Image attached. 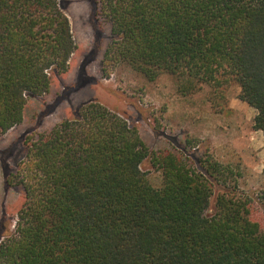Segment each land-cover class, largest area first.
Returning a JSON list of instances; mask_svg holds the SVG:
<instances>
[{
    "label": "trees",
    "instance_id": "1",
    "mask_svg": "<svg viewBox=\"0 0 264 264\" xmlns=\"http://www.w3.org/2000/svg\"><path fill=\"white\" fill-rule=\"evenodd\" d=\"M60 1L0 0L1 133L69 68L77 44ZM101 10L112 30L105 56L150 80L172 74L183 93L234 81L264 135V0H102ZM149 157L160 187L142 169ZM23 163L25 201L0 264H264L251 199L222 193L206 213L227 167L205 158L207 175L181 151H151L100 102L30 137Z\"/></svg>",
    "mask_w": 264,
    "mask_h": 264
},
{
    "label": "rangeland",
    "instance_id": "2",
    "mask_svg": "<svg viewBox=\"0 0 264 264\" xmlns=\"http://www.w3.org/2000/svg\"><path fill=\"white\" fill-rule=\"evenodd\" d=\"M60 2L77 48L68 70L53 76L49 91L28 97L23 121L0 132V242L15 232L25 201L21 180L29 138L75 117L90 102H100L136 125L151 151H181L202 171L205 158L219 161L228 171L218 181L213 178L206 213L216 212L222 193L249 198L251 218L264 231V135L253 128L256 110L239 98L241 87L234 81L203 84L183 93L172 74L150 80L129 61L105 56L112 30L102 0ZM142 169L155 187L162 185V171L151 157Z\"/></svg>",
    "mask_w": 264,
    "mask_h": 264
}]
</instances>
